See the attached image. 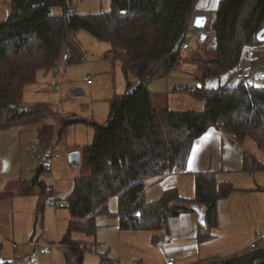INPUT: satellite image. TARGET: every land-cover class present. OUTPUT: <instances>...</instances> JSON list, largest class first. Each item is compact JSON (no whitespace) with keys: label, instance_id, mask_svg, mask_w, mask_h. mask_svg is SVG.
I'll return each instance as SVG.
<instances>
[{"label":"trees","instance_id":"16d2710c","mask_svg":"<svg viewBox=\"0 0 264 264\" xmlns=\"http://www.w3.org/2000/svg\"><path fill=\"white\" fill-rule=\"evenodd\" d=\"M197 2L111 0L109 13L78 15L67 13L66 0L10 1V12L0 23V129L34 127L46 147L57 144L70 125L86 123L94 130L92 143L81 150L78 174L64 200L71 216L61 244L65 264H84L88 248L73 235L94 236L99 216L118 219L125 231L158 233L152 243L162 244L170 220L199 206L204 222L197 240L211 241L219 224L218 204L236 191L231 183L219 182L217 172L197 173L193 200L168 190L154 201H147L145 183L185 172L195 141L211 128L223 130L236 142L250 138L264 151V87L251 82L216 90L203 87L207 79L238 69L247 50L264 43V0H221L213 13L207 33L214 36L216 46L192 57L199 86L181 90L203 100V111L178 112L154 104L149 86L171 76L181 58L180 47L187 42L190 21L197 15ZM55 8L61 13H54ZM81 31L108 43V55L122 62L126 76L133 75L137 85L128 82L126 92L111 100L104 124L59 117L46 104L22 107L23 89L35 84L40 72L56 70L66 51L67 67L82 61L68 38ZM49 117L57 119L55 125L41 123ZM243 165L245 172L264 171L252 156H245ZM43 174L40 165L32 180L8 183L0 190V200L36 195L41 214L53 192L41 180ZM113 198L118 203L115 213L109 209ZM195 264H264V248Z\"/></svg>","mask_w":264,"mask_h":264},{"label":"crops","instance_id":"0c3cea01","mask_svg":"<svg viewBox=\"0 0 264 264\" xmlns=\"http://www.w3.org/2000/svg\"><path fill=\"white\" fill-rule=\"evenodd\" d=\"M220 1L221 0H198L195 11L197 15H206L210 22L213 19V13L216 11ZM84 38L85 36L79 32L72 35V40H70L81 55L83 53L81 51V42H84L82 41ZM110 50L111 46L109 45L108 48H105L106 54L104 58H101L97 62H112L111 66H108V69L105 68V74L113 76L115 83V78H119L117 65L121 67L123 72L124 69L120 60H112L108 55ZM66 59L67 51L63 56L64 65L62 64L61 66L60 64V67H67L65 65ZM115 62H118L119 64H116ZM50 72L55 74L56 70L42 71L38 74V77L40 75L43 81L47 80L50 76ZM64 74L66 77L67 70ZM172 75L173 74L170 76V79L172 80V88L169 86L170 83L168 84L167 82L166 89H162L161 92L169 95L184 94L185 92H182L181 90L185 86L189 87V85H185V82L180 79L179 74H176L175 76ZM87 78H90V76H86L84 82L87 84L89 88L88 90H92V88L96 86H94L93 82L88 84L86 81ZM165 79L167 80V77H165ZM155 82L156 81L153 83ZM38 84L40 85L41 83ZM49 87L51 88L50 85ZM160 87L161 84L158 88L160 89ZM69 88L70 85L66 86V89L63 90V94L60 86L58 93L61 94L62 101L65 99H72V92L70 93L71 96L67 93L69 92ZM90 93L97 96L100 92L93 89ZM153 94L154 96L161 95L157 93ZM115 96L117 95L115 94L113 97H111V95L107 96L105 109L101 108L100 110H97L96 106H92L91 108L82 111L74 104H71L65 110H59L58 115L59 117L70 118V120L79 119L98 123L103 121L104 118H107L110 109V102ZM199 101L204 103L203 100L199 99ZM23 128L24 131L28 132V128L30 127L23 126L19 129L23 130ZM2 131L3 130L0 129V132ZM36 135L39 141L37 132ZM93 137L94 130L90 125L86 123H78L67 127L66 138L62 145H59L62 139L55 144L61 153L60 161L55 165L51 172L45 173L43 175L45 179L41 177V180L58 195L59 199L65 200L70 195L74 180L78 174V172H74L72 166L68 163V154L73 151H79L81 153L83 147L92 143ZM244 141H246V139ZM244 141L236 142L223 130L211 128L207 133L195 141L187 161L185 172L167 174L160 179L149 180L145 183V196L147 201L159 199L162 194L168 190H176L181 198L193 200L195 198V174L197 173L217 172L219 182L225 181L231 183L236 191L232 193L229 198L219 202V224L214 230L216 234L214 233V239L211 241L199 243L197 240L198 227L201 223L204 212L199 206H196L192 213H184L171 219L166 241L160 245L152 243V236L158 233L122 230L119 220L114 218L111 219V224L106 225L108 236L105 235L106 230L103 232L100 230L99 233L97 230L96 234L92 237H87L81 233H75L73 238L84 243L87 246L88 251L89 249H94L96 252L97 245L107 248L113 247L116 252L114 256L118 260L111 258L108 259L106 255L98 254L99 264H121L122 259H125L124 249L128 250L130 255H132L133 262L142 263V259L146 255L144 253L146 247L147 251L148 248L151 247L152 254H155L154 251L157 249L156 251L161 259V264H166V260L170 257L176 259V264H195L198 261L213 257L224 258L251 251L250 245L255 239L254 236L258 235L253 234L254 230H257L259 227L264 229V185H258L257 183L252 184L251 177L253 173L245 172L243 170L244 157L247 155L254 157L262 163L259 160L257 155L258 152H256L253 145H246V142ZM40 145L42 146V149L38 155L37 166L41 165V159L45 152L44 150L48 148L41 143ZM8 175H0V190L4 189L10 182H20L23 180L21 178L15 179V177H11L12 175ZM38 201L39 198L36 195L8 197L0 200V264H24L23 261L28 260V256L31 255H29L30 251H35L37 253L36 256L32 257L34 259L33 264H65L63 256L65 247L61 244L67 233L69 222L71 220L69 211L66 208L55 210L48 207L46 204L43 212L39 214L37 209ZM39 215L42 216L41 223L45 224L52 218L54 225L53 235L49 232L51 235H49L44 242L34 240V234L31 238L29 235H26V237L22 236L25 232L27 234L30 233L31 230L29 228L26 230L25 228L24 232L23 228L17 230L16 226L17 220H19L18 222H20L21 225L24 223L31 225L33 221V225H35L39 220ZM241 234H246L244 240L242 239ZM4 241L9 243L8 247H4ZM16 241L22 245L21 248L16 244ZM261 241L258 246H260ZM51 244H57V247L55 248L59 250L63 259H61L58 254L54 253V250L52 255H43L40 253V248H44ZM124 246L126 248H124ZM15 255H18V261ZM84 264H87L85 257ZM152 264L158 263L154 260L152 261Z\"/></svg>","mask_w":264,"mask_h":264},{"label":"rangeland","instance_id":"374dc122","mask_svg":"<svg viewBox=\"0 0 264 264\" xmlns=\"http://www.w3.org/2000/svg\"><path fill=\"white\" fill-rule=\"evenodd\" d=\"M111 0H69V7H74L76 9V13L78 15H88V14H100V13H109L111 10L110 7ZM60 8H55L53 10L54 13L59 14L61 13ZM10 12V0H0V23L4 21ZM79 33V32H77ZM81 34L85 36L81 42V51L82 53V61L79 64L73 65L71 67H60L58 71L50 72V76L47 80L42 79V77L37 76V82L35 84L27 85L23 91V99L21 101V105L24 108L34 107L36 105L46 104L49 105L55 113L59 114V110H65L71 104H74L82 111L91 108L92 106H96L97 110L101 108L105 109V103L107 96L111 95H120L126 92L127 82L130 81L131 83L137 85V79L129 75V77L125 75L122 71L121 67H118V77L115 78L116 82L114 83V77L105 74V68L108 69V66H111L112 62L109 63H98L101 58H104L106 52L105 48H108L109 44L106 42H101L93 37L91 34L85 31H81ZM209 39L206 43H200L197 40V37L193 34L188 35L187 42L190 44V49L181 52V58L178 63L174 66V68L170 71L172 76L179 74L180 79L185 82V85H189L191 88L198 87V83L194 80L193 76L196 74L197 67L190 63V60L193 56L200 54V51L203 50H211L216 46L214 36L209 32ZM72 40V38H71ZM264 40V37H262ZM255 52L261 57L260 67L264 68V43L255 48ZM112 54H109L111 56ZM116 59V57H115ZM64 63L63 59H61V66ZM119 64L118 62H115ZM64 65V64H63ZM98 68V69H97ZM111 68V67H110ZM67 70V76L65 77L64 72ZM98 70V72H97ZM63 71V75H62ZM184 73H183V72ZM237 69H235L231 74H226L220 77H212L206 80L203 84L204 89L206 90H216L218 88L224 86H236L241 81L238 78L232 79L233 75L236 73ZM86 76H90L91 81L94 83L92 90H88L87 84L84 82V78ZM65 77V79H64ZM171 77L167 76V80L165 78H159L155 80L156 82L151 84L149 87L153 93L161 94L155 95L153 100L154 104L162 109H170L172 111H189V112H201L204 109L205 103H201L199 99L189 95L188 93H184L181 95H169L167 93L161 92L162 89H166V84L168 82L170 88H172V80ZM38 83H41L40 85ZM56 83H59L62 89V93L64 94L63 90L66 89V86L70 85L69 96L72 95L73 90H81L83 93L79 96H73L72 99H65L64 101L61 100V94L56 91ZM161 84L160 89L158 88ZM51 86V88L49 87ZM94 90L99 91L100 93L97 96H94L90 92ZM163 90V91H164ZM161 92V93H159ZM71 93V95H70ZM85 95V97H84ZM78 97V98H77ZM110 111V109H109ZM105 112V111H104ZM109 116V112H108ZM104 118L103 121L98 122V124H104L107 119ZM57 119L53 117H49L43 120L42 124H56ZM20 127H15L8 129L7 131L0 132V175L6 174L8 176L12 175L11 177H15V179H23L22 181H30L33 179L35 175V170L37 169V161L38 155L42 149L40 145L35 128L30 127L28 128V132ZM21 130V131H19ZM21 132V133H19ZM26 134V135H25ZM62 141L59 145H62L66 138V131L62 132ZM245 144L249 145L252 144L255 148L256 152H258L259 160L264 164V151H261L257 148L255 142L248 138L246 139ZM45 151V150H44ZM61 154V153H60ZM2 162V164H1ZM44 175V174H43ZM43 175L41 177H43ZM18 177V178H17ZM251 177V176H250ZM43 179H45L43 177ZM252 184L264 185V171H257L254 172L251 177ZM118 208L117 199L113 198L109 202V209L111 212H116ZM112 217L109 216H99L96 220L97 225L99 227L98 233L101 230L102 232L106 230L105 235L108 236L107 233V224H111ZM17 220V230L19 228H23L25 232V228H29L31 231L30 233H24L22 236L26 237L29 235L30 238L34 234V240H40L44 242L49 235V232L53 235V220L52 218L48 220L45 224L42 222V216L39 215V220L37 224L29 225L28 223L20 224ZM103 222V224H102ZM35 226V227H34ZM216 234V232H214ZM253 234H259L262 236V241L259 248H264V229L259 227L257 230H254ZM242 239L246 238V234H241ZM101 239V238H100ZM99 239V241H100ZM4 247H8L9 243L3 242ZM16 244L19 245L21 248L22 245L16 241ZM98 244V243H97ZM160 245V244H158ZM93 247V246H92ZM91 247V248H92ZM95 248V247H94ZM97 251L95 252L94 249L90 250L86 253L85 259L87 264H99V257L98 254L106 255L109 259H116L115 258V250L113 247L107 248L100 245L96 247ZM124 248H126L124 246ZM159 248V247H158ZM146 251L144 252L146 255L142 259L141 262H133L132 255L128 252V250L124 249L125 259H122L121 264H152V261H156L158 264H161V259L159 257L158 252L155 249V254H152L151 247L145 248ZM110 250V251H109ZM143 250V248H142ZM33 252V254H32ZM35 251H30L28 256V260H21L24 264H33V256H36ZM54 253L58 254V256L63 259L61 253L57 248H54ZM97 253V254H96ZM18 261V255H15ZM38 257V256H37ZM40 258V257H39ZM38 258V259H39ZM153 258V259H152ZM36 259V258H35ZM20 261V262H21ZM19 263V262H18ZM164 264V263H163Z\"/></svg>","mask_w":264,"mask_h":264},{"label":"built area","instance_id":"2783aa9c","mask_svg":"<svg viewBox=\"0 0 264 264\" xmlns=\"http://www.w3.org/2000/svg\"><path fill=\"white\" fill-rule=\"evenodd\" d=\"M66 4H67V13L68 14L75 13L76 11L75 8L68 6L69 0H66ZM192 19L190 21L189 29L187 31V36L190 34H193L194 36L197 37L198 32L191 28ZM68 38L69 40H71L72 35L70 34ZM180 48H181L180 49L181 52H184L190 49V44L188 42H184ZM110 57L112 60L115 59L113 55H111ZM260 60H261V57L255 52V49L251 48L247 50L245 57L243 58L241 66L237 69L232 79L238 78L240 79L241 82H251L255 85L264 87V68L260 67V63H261ZM60 64H61V61L59 62V65L56 71L59 70ZM86 81L88 84L92 83L90 78H87ZM56 84H57L55 87L56 91H59L60 85L59 83H56ZM82 93L83 91L81 90L72 91L73 96H79ZM60 158H61V154L55 144L51 147L46 148L44 155L41 159V166L45 169V173L51 172L54 169L55 165L60 161ZM71 166L74 172L77 173L79 166H76V165H71ZM46 204L48 207L53 208L55 210L63 209V208H66L67 206L64 200L59 199L58 195L55 192H53L48 197ZM254 238H255L254 241L250 245L251 250L258 248V245L262 239V236L258 234L254 236ZM55 247H57V244H51L44 248L42 247L40 248V253L43 255H52ZM166 264H176V259L173 257H170L166 260Z\"/></svg>","mask_w":264,"mask_h":264},{"label":"water","instance_id":"95a60500","mask_svg":"<svg viewBox=\"0 0 264 264\" xmlns=\"http://www.w3.org/2000/svg\"><path fill=\"white\" fill-rule=\"evenodd\" d=\"M208 24H209V18L206 15H196L192 19L191 28L198 32L197 40L200 43H205L209 38V35L207 33ZM68 163L70 165L80 166V164H81V153L79 151H73V152L69 153L68 154ZM138 214L140 215V212ZM203 216H202V220H201L202 223L204 222Z\"/></svg>","mask_w":264,"mask_h":264},{"label":"snow or ice","instance_id":"6c2138e0","mask_svg":"<svg viewBox=\"0 0 264 264\" xmlns=\"http://www.w3.org/2000/svg\"><path fill=\"white\" fill-rule=\"evenodd\" d=\"M190 163H191V161H190Z\"/></svg>","mask_w":264,"mask_h":264}]
</instances>
